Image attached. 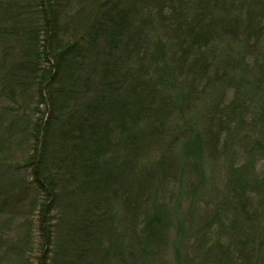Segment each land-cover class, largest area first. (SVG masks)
Segmentation results:
<instances>
[{"label": "trees", "instance_id": "1", "mask_svg": "<svg viewBox=\"0 0 264 264\" xmlns=\"http://www.w3.org/2000/svg\"><path fill=\"white\" fill-rule=\"evenodd\" d=\"M262 42L264 0H0V264H168L182 159L237 145L251 161L229 168L227 223H200L201 259L264 264V140L239 139L227 97Z\"/></svg>", "mask_w": 264, "mask_h": 264}, {"label": "rangeland", "instance_id": "2", "mask_svg": "<svg viewBox=\"0 0 264 264\" xmlns=\"http://www.w3.org/2000/svg\"><path fill=\"white\" fill-rule=\"evenodd\" d=\"M260 46L263 48L260 53L256 52L255 55L247 57L250 70L244 73H236V82L233 83L232 87L229 85L227 89L228 98H232L236 91L238 97L235 100L240 103L237 106L248 109L239 113L240 117L242 115L241 122L233 121L232 123V128L236 133H239V139L242 140L246 137L248 142L264 140V136L261 135L263 131L259 130V127L264 126V120H258L264 113V78L259 76V68L251 67L256 56L260 57L259 61L263 60L264 42ZM230 56L235 58L234 54H230ZM205 97L206 101L209 100V90L205 92ZM239 97H245V99L240 98L238 101ZM204 111H208L207 117H209V107L199 103L189 114L184 116L183 120L179 121L181 132L185 130V134L188 135H186V139L191 138L188 133L201 134L204 124ZM254 120H256L255 124ZM255 125L258 127H254ZM191 130L194 132H190ZM233 149L235 152L227 151L226 155L216 160L211 159L206 154L200 156V159H193L192 157L182 159L184 161L181 165L183 176H178V172H176L175 178L177 176V180L169 182L170 184L173 183L170 190V201L176 210L174 219L181 224L180 228L177 226L179 231L176 228L170 231L171 239L165 255L168 264H176L177 260L180 264H209L208 261L201 259V254L205 248L211 247L208 242L209 233L207 231L209 228L207 230L201 229L200 223L204 221L205 217L209 218L215 211L216 215H220V218L217 223L212 225L213 232L219 227L220 222H226V219L231 216L228 210L220 209L221 203L227 198L226 182L229 168L231 165L238 167L251 161L244 148L237 145ZM180 152L181 147L177 150L176 155L178 156ZM255 170L258 172V167ZM254 195L255 193L251 194L252 198L256 196ZM11 231L16 233L15 230ZM31 255L32 264H37L42 257V252L32 250Z\"/></svg>", "mask_w": 264, "mask_h": 264}]
</instances>
